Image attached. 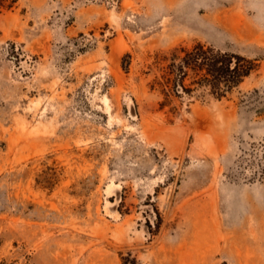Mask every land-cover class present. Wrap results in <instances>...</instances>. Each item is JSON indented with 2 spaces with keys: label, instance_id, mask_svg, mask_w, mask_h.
Here are the masks:
<instances>
[{
  "label": "rangeland",
  "instance_id": "1",
  "mask_svg": "<svg viewBox=\"0 0 264 264\" xmlns=\"http://www.w3.org/2000/svg\"><path fill=\"white\" fill-rule=\"evenodd\" d=\"M197 42L257 67L162 107L157 55ZM125 256L264 264V0L0 8V264Z\"/></svg>",
  "mask_w": 264,
  "mask_h": 264
},
{
  "label": "trees",
  "instance_id": "2",
  "mask_svg": "<svg viewBox=\"0 0 264 264\" xmlns=\"http://www.w3.org/2000/svg\"><path fill=\"white\" fill-rule=\"evenodd\" d=\"M15 2L0 0V8H12ZM156 63L159 74L153 86L158 87L165 96L162 107L169 105L174 97L183 94L193 96L199 90L202 97L209 95L217 100L229 98L257 67L253 59L202 42L160 53ZM133 261L123 257V264H137L136 258Z\"/></svg>",
  "mask_w": 264,
  "mask_h": 264
},
{
  "label": "bare ground",
  "instance_id": "3",
  "mask_svg": "<svg viewBox=\"0 0 264 264\" xmlns=\"http://www.w3.org/2000/svg\"><path fill=\"white\" fill-rule=\"evenodd\" d=\"M218 223V222H217ZM216 223V224H217ZM247 222L245 221L244 222V225L246 224ZM218 232V231H217ZM218 236H221V239L224 241V245H223V248L224 247H229L230 249L233 250L234 248V245L238 242V239H242L246 242H249L250 241V237H245L244 235L243 236H238L237 234L235 235H230L229 233L227 232H224L222 235H219L218 233ZM220 240V239H219Z\"/></svg>",
  "mask_w": 264,
  "mask_h": 264
}]
</instances>
